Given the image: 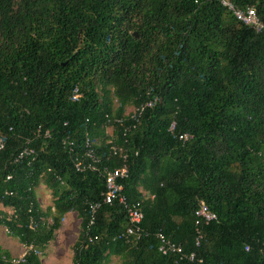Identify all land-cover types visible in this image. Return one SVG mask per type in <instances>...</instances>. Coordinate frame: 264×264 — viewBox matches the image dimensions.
<instances>
[{"label":"trees","instance_id":"16d2710c","mask_svg":"<svg viewBox=\"0 0 264 264\" xmlns=\"http://www.w3.org/2000/svg\"><path fill=\"white\" fill-rule=\"evenodd\" d=\"M229 1L264 23V0ZM0 137V229L24 248L0 242V264H42L68 213L72 264H264V33L220 0H0ZM86 138L100 166L121 165L109 140L126 154L140 224L75 169ZM200 202L217 221L196 245ZM159 234L195 260L162 254Z\"/></svg>","mask_w":264,"mask_h":264},{"label":"built area","instance_id":"2783aa9c","mask_svg":"<svg viewBox=\"0 0 264 264\" xmlns=\"http://www.w3.org/2000/svg\"><path fill=\"white\" fill-rule=\"evenodd\" d=\"M220 3L223 7H225L228 11H230L235 19L242 24L251 28L255 33H264V23L261 22L259 17L256 14V10L253 7H247L245 10L235 7L229 0H220ZM79 97V93L77 88L73 92V99H77ZM146 106H151V103L146 104ZM144 106L136 108L133 111V115L131 119L134 117H139L142 114ZM175 130V123H172L169 127V131L173 133ZM179 141L185 143L191 136L188 134H179L178 135ZM91 140L90 138L85 139V144L87 146V151L84 154V157L89 161L82 159H76L74 162L75 169L79 172L84 170L90 171H97L103 177L105 182V192L102 193V204L112 205L115 202L122 205L127 212V216L129 221L132 224H140L141 220L143 219V214L138 208V203H130L128 202L127 198L123 194V184L122 181L128 178L129 175V167L127 164V156L123 152L122 148H118L115 145H112L111 140H109L110 144V153L112 156H119L121 165L119 167L111 168L108 165L100 166V158L96 155L94 149L91 148ZM4 147V141L0 137V150ZM34 151L31 149H23L21 152L18 153L17 160L22 159L25 155L33 154ZM100 207V203H95L90 205L91 211V220L90 224L93 223L94 215L96 214L98 208ZM195 226L197 228L196 232V245H199L200 240L202 239V228L208 225L211 222L217 221V215L213 213L209 208L203 203L200 202L198 208L195 211ZM129 235H134L139 232V227H130L127 230ZM138 238V237H137ZM160 241L159 251L166 255L168 253H176V254H183V249L178 245L167 241L161 234L158 235ZM248 247L245 248L248 251ZM182 258L188 259L189 261L193 262L195 260V255L192 253L190 256L182 255ZM20 260L16 259L13 261L17 264ZM197 264H201V260L196 261Z\"/></svg>","mask_w":264,"mask_h":264},{"label":"rangeland","instance_id":"374dc122","mask_svg":"<svg viewBox=\"0 0 264 264\" xmlns=\"http://www.w3.org/2000/svg\"><path fill=\"white\" fill-rule=\"evenodd\" d=\"M131 110L129 109L128 112ZM37 197L42 209H46L52 204L51 194L43 187L37 190ZM61 223V228L57 231L55 239L50 242L40 255L42 264H72V248L80 230V219L76 213H68ZM0 242L15 257H20L24 252V248L18 240L9 237L4 228L0 229ZM111 264H119V260L113 258Z\"/></svg>","mask_w":264,"mask_h":264},{"label":"water","instance_id":"95a60500","mask_svg":"<svg viewBox=\"0 0 264 264\" xmlns=\"http://www.w3.org/2000/svg\"><path fill=\"white\" fill-rule=\"evenodd\" d=\"M136 35V34H135Z\"/></svg>","mask_w":264,"mask_h":264}]
</instances>
